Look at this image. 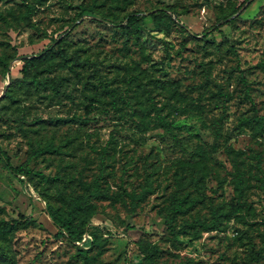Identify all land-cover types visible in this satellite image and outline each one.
Wrapping results in <instances>:
<instances>
[{
  "label": "rangeland",
  "instance_id": "1",
  "mask_svg": "<svg viewBox=\"0 0 264 264\" xmlns=\"http://www.w3.org/2000/svg\"><path fill=\"white\" fill-rule=\"evenodd\" d=\"M240 1L43 0L27 19L35 30L16 19L21 0H0V54L14 48L36 53L50 36H66L62 46L84 61L71 67L53 62L58 91L23 80L17 57L9 76L0 66V146L12 164L37 145L55 148L29 160L32 175L24 182L0 162V264H138L145 245L154 248L151 264H264V251L249 259L251 248L264 245V130L255 121L241 124L254 113L264 117V0H248L229 17L232 23L203 33L223 23L219 17ZM165 5L179 13L172 14L176 21L168 22L163 12L156 20L147 16L139 38L115 25L127 12L147 15ZM82 7L97 18L76 19ZM73 19L78 24L68 33ZM102 84L117 96L111 99ZM4 87L9 97L2 95ZM151 102L172 130L157 124ZM103 149L106 175L103 194L91 200L92 220L121 236L100 233L82 255L54 236L37 192L47 187L58 203L81 193V182L99 173ZM235 162L241 194L233 183ZM147 173L152 190L130 213L125 190H140ZM199 175L204 198L178 214L176 224L209 218L213 206L230 214L197 239H172L157 211H167L175 192L194 196ZM126 222L132 227L125 232Z\"/></svg>",
  "mask_w": 264,
  "mask_h": 264
},
{
  "label": "trees",
  "instance_id": "2",
  "mask_svg": "<svg viewBox=\"0 0 264 264\" xmlns=\"http://www.w3.org/2000/svg\"><path fill=\"white\" fill-rule=\"evenodd\" d=\"M246 1L247 0H241L238 5L223 13L219 17V20L225 21H223V23H215L208 29H205L203 33H207L208 31L211 33L214 30H219V27L222 24L232 23L235 18L229 17L234 12H236ZM21 2L24 6V9L22 12H19L16 15V19L19 22L26 24L35 30H38V28L34 24L27 22V19L32 14L36 6L35 4L41 3L43 2V0H21ZM171 11V5H165V7H162L161 9L157 8L149 11L147 15H138L136 11H130L125 13L122 16L120 22L116 23L115 25L124 27L127 34L132 33L136 38H139L144 31V27L140 24V22L145 17L150 16L154 20H156L158 17V13L163 12L168 22L174 23L176 19L173 18L172 14L178 16L179 13L174 10L171 13ZM95 14L96 13L92 8L82 7L76 19L82 16L97 18ZM2 18L6 21V17L2 16ZM76 19H73V21L68 24V28L66 29L68 33L78 24L76 23ZM45 36L48 37L45 31H42L41 37ZM65 38L66 36H63L58 40L57 37L50 36L49 43L36 53L20 54L18 53L17 49L14 48L11 53L0 54V66L3 67V70L6 73L10 61L17 57L18 61H20L18 72L23 80H25L28 84L34 86V88H36L37 90L40 88L45 89L49 86L52 90L58 91V78L56 75L51 74L50 72V68L53 62H57L59 64L62 63L63 65L69 67L84 64V61H80L74 55V53H68L65 47L62 46ZM13 84L14 80H12L10 86ZM101 86L111 99L117 96L113 89L108 88L105 84H102ZM9 91L10 88L7 87L3 96L9 97ZM150 105L155 111L157 124L165 127L166 130H172V122L167 120L166 117L160 113V107H156L152 102L150 103ZM219 120L220 119L217 118L214 120V122L217 123ZM252 121H255L257 130H264V117L258 116L255 113L251 117L241 121V124H249ZM216 133L218 134V132ZM53 150H55V148L51 144L37 145L36 147H33L31 149V151L27 154L26 159L22 163H20L19 165H13L6 150L0 146V162L7 170L13 173L15 177L24 182L25 178L32 175V169H30L29 167V160L36 155L42 154L44 152H51ZM105 154L106 150L103 149L102 155L100 157L99 173L96 175V177L90 182H81V193L72 192L68 195L63 203H58L56 202V200L54 201L56 193L49 191L47 187H40L37 192L38 198L44 204V209L47 217L56 227L54 236L65 238L67 241L72 243L76 247L77 252L82 255H86L88 251L86 249L87 247H91L97 243L100 233H105L108 237L121 236L120 233L116 234L109 232L106 228L100 226L92 220V216L96 213V209L91 200L92 198L99 197L103 194L100 187V181L104 179L106 175V173L104 172L103 163ZM203 156L205 155L203 154ZM200 177L201 175H199L196 179H193V183L197 191L194 196H191L189 193L179 194L175 192L169 199L167 211L165 213L160 210L157 211V213L160 214L163 218L167 233L172 239H175L179 235H187L192 239H197L201 236L202 232L219 228L222 216L228 217L230 214L229 210L220 209L217 206H213L210 209L211 215L209 218L194 216L190 220H186L181 224H176L178 214L185 213L190 210L195 205V203L202 202L204 193L201 191L199 186ZM260 180L261 184H264V178ZM177 183L180 184V181L178 180ZM233 183L239 194H241L243 177L238 162H235L234 164ZM151 190L152 181L151 175L149 173H147V175L144 177V183L142 184L140 190H125V194L129 198L128 208L130 213L135 212L137 205ZM130 227H132V225L129 222H126L123 230L126 232V230ZM128 244L129 243L125 244V251L128 247ZM143 250L144 251L142 259L138 262V264H151V257L154 253V248L145 245ZM263 251L264 245L258 249L251 248L249 250V259L252 260L258 258ZM4 255L5 247L3 242L0 241V263L2 261H5ZM124 259L125 261H127L126 256L124 257Z\"/></svg>",
  "mask_w": 264,
  "mask_h": 264
},
{
  "label": "water",
  "instance_id": "3",
  "mask_svg": "<svg viewBox=\"0 0 264 264\" xmlns=\"http://www.w3.org/2000/svg\"><path fill=\"white\" fill-rule=\"evenodd\" d=\"M246 2H248V0H247ZM246 2H245V3H246ZM243 5H244V4H243ZM10 67H11V62L8 64V70H7L8 76H9ZM7 83H9V81H8ZM5 88H6V87L3 88L2 95H3L4 92H5Z\"/></svg>",
  "mask_w": 264,
  "mask_h": 264
}]
</instances>
